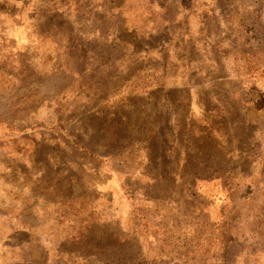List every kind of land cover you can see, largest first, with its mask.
<instances>
[{
    "label": "rangeland",
    "instance_id": "1",
    "mask_svg": "<svg viewBox=\"0 0 264 264\" xmlns=\"http://www.w3.org/2000/svg\"><path fill=\"white\" fill-rule=\"evenodd\" d=\"M0 264H264V0H0Z\"/></svg>",
    "mask_w": 264,
    "mask_h": 264
}]
</instances>
